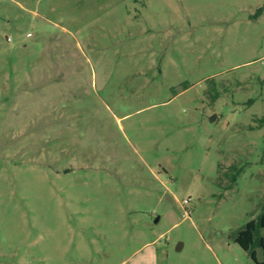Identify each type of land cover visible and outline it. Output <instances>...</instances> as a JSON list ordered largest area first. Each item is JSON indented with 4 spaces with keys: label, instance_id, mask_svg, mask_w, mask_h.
Segmentation results:
<instances>
[{
    "label": "rangeland",
    "instance_id": "1",
    "mask_svg": "<svg viewBox=\"0 0 264 264\" xmlns=\"http://www.w3.org/2000/svg\"><path fill=\"white\" fill-rule=\"evenodd\" d=\"M262 119L264 0H0V264H255Z\"/></svg>",
    "mask_w": 264,
    "mask_h": 264
},
{
    "label": "trees",
    "instance_id": "2",
    "mask_svg": "<svg viewBox=\"0 0 264 264\" xmlns=\"http://www.w3.org/2000/svg\"><path fill=\"white\" fill-rule=\"evenodd\" d=\"M264 123V119L261 120ZM264 230V213L256 221L248 222L234 237V242L245 252L255 264H264V236L260 235ZM256 249L261 251V260L256 258Z\"/></svg>",
    "mask_w": 264,
    "mask_h": 264
}]
</instances>
